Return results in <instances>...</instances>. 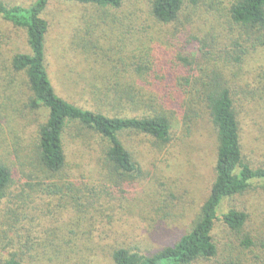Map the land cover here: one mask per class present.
Returning a JSON list of instances; mask_svg holds the SVG:
<instances>
[{
  "label": "trees",
  "instance_id": "obj_1",
  "mask_svg": "<svg viewBox=\"0 0 264 264\" xmlns=\"http://www.w3.org/2000/svg\"><path fill=\"white\" fill-rule=\"evenodd\" d=\"M128 1L133 0H31L24 6L0 0V19L25 31L28 46L0 67V92L5 95L0 119L13 113L27 121L12 152L0 154V206L5 212L0 222L16 232L5 234L12 240L0 264L35 262L34 238L26 235L23 241L17 223L36 197L59 196L77 214L96 213L112 224L115 210L95 204L111 202L116 191L141 175L137 159H144L145 150L130 147L128 140L137 138L143 147L149 143L162 152L174 148L178 129L190 135L201 120L216 135L214 178L193 227L153 254L115 247L110 264H197L234 249L237 259L226 256L225 264H264L258 254L264 240L246 231L250 216L237 204L255 181L264 182V166L256 167L252 160L256 140L248 137L264 119V0H141L135 2L142 13L147 10L142 18L117 16L114 12ZM59 5L85 12L71 20L51 19L50 11H58ZM166 29L181 34L182 46L160 57L157 48L172 42L161 35ZM57 31L59 45L52 48L50 39ZM117 33L124 47L135 39L130 55H122L123 46L107 48ZM71 58L82 67L93 65L92 79H83L75 90L78 102L62 92L57 77L61 66L53 65L56 60L63 65L65 77H83L79 68L74 71L63 62ZM5 106L11 113H5ZM5 139L0 137V145ZM11 156L24 180L16 176ZM93 170L98 182H85L84 173ZM224 204L228 208L221 212ZM220 227L235 238V247L222 239ZM53 241L51 247L56 246ZM56 251L44 259L68 264L64 251ZM105 262L91 253L79 264Z\"/></svg>",
  "mask_w": 264,
  "mask_h": 264
},
{
  "label": "rangeland",
  "instance_id": "obj_2",
  "mask_svg": "<svg viewBox=\"0 0 264 264\" xmlns=\"http://www.w3.org/2000/svg\"><path fill=\"white\" fill-rule=\"evenodd\" d=\"M9 5H24L27 6L31 0H6ZM141 0H133L127 2L124 6L116 10L114 13L117 16L126 14H137L142 18L147 11L144 8L142 13L136 8V5ZM145 5V4H144ZM141 8V6H140ZM54 14L51 19L71 20L75 15L78 16L85 12L84 8H77L68 5H59L58 11L54 8L50 11ZM71 34V30L69 29ZM111 41L112 46L119 49L123 46L118 36ZM161 35L172 38V42L167 43V40L162 44L163 49L157 48L160 57L175 53L181 48V34L174 33L170 29L161 32ZM59 32H54L50 39L52 48L59 45ZM123 37V36H122ZM121 37V38H122ZM131 47L123 46L124 56L130 55V48H135V39H132ZM130 43V40L127 44ZM168 49V50H166ZM166 50V51H162ZM0 67L5 65L11 56L16 52H27L28 46L26 43L25 31L11 27L7 22L0 19ZM117 51L111 52L112 56H117ZM120 55L118 54V57ZM174 58V57H173ZM172 58V59H173ZM79 60L73 58L70 62L63 61L66 66L73 65L75 71L85 73L83 77H79L77 73L70 74L65 77V70L57 60L54 62L56 69L61 66V70L57 73V77L62 86V92L69 93L73 98L80 101L76 91L82 84L83 79H92L90 64L82 67L77 63ZM76 63V64H75ZM80 66V67H79ZM2 69L0 68V71ZM5 73H1L3 76ZM69 74V73H68ZM18 81L27 91L26 85L22 84L23 76L18 75ZM76 90V91H75ZM24 91V90H23ZM19 92V89H18ZM5 95L0 92V104L5 103ZM72 98V99H73ZM5 113H11V110H6ZM35 116V115H34ZM32 116V118H34ZM264 118V117H263ZM31 120V118H28ZM259 121V120H258ZM263 121V122H262ZM262 127L253 128L248 132V137L255 139V152L252 160L255 166H264V119H262ZM27 123L19 115L11 113L9 118L0 119V137L6 138L4 145H0V154H9L12 152L11 145H14L15 137L21 132L23 126ZM137 138L128 140L129 146H134L135 149H143L144 159L138 158L141 168V175L138 178L127 183L124 187L116 191L115 198L111 202L102 199L100 203H96L95 207L99 209L103 207L110 208V212L115 210V222L108 224V220L99 219L96 213L77 214L76 209L72 204L65 200L60 202V197L48 198L40 195L34 199V203L24 207L21 213V220L17 225L20 229V237L26 241V235H31L34 238V251L31 253L35 258L33 264H53L46 261L53 257L57 249H61L66 254L64 260L68 264H79L88 254L98 255L102 260L105 259V264H110L109 255L115 247H131L135 250H141L145 254H153L160 251L167 245L173 244L176 240L187 233L193 227L197 216L200 213L203 202L207 198L210 186L213 181V163L215 154L216 135L213 127L207 123L198 121L195 130L190 135L184 133L181 129L175 134L173 142L174 148L164 149L159 152L152 144L144 146L138 142ZM9 146V147H8ZM5 150H9L6 151ZM15 164L14 168L17 171L16 176L24 178L20 175L22 172L16 165L15 156H11ZM94 162H91V165ZM90 165V166H91ZM92 167V166H91ZM90 167V168H91ZM100 170V166L96 167ZM89 172V171H88ZM84 173L87 176V181L90 184L98 182L97 171ZM91 179V177H93ZM91 179V180H90ZM99 180L101 181L100 177ZM264 182L255 181L253 188L242 199L237 201V204L243 205L250 216L247 232L252 233V237L264 240ZM70 198H68V202ZM227 204L222 206L221 212H225ZM5 215L4 209L0 206V217ZM79 215V216H77ZM114 219H112L113 221ZM0 222V261L4 251H8V244L12 238L6 239L5 234L12 236L16 233L14 230H8L9 227H2ZM221 237L229 243L234 242V247L237 242L232 235L227 234L223 228ZM12 233V234H11ZM73 242L67 244L68 241ZM227 238H229L227 240ZM55 242H54V241ZM50 241L55 243V247L49 245ZM66 241V244H65ZM45 243V245H44ZM39 244V245H38ZM41 245V247H39ZM60 245L62 247L60 248ZM227 249V248H226ZM258 254L262 255L264 262V248L258 250ZM226 256L237 259L238 251L232 250L224 256H219L213 262H198L197 264H225ZM40 260H39V258ZM248 258H251L248 255Z\"/></svg>",
  "mask_w": 264,
  "mask_h": 264
}]
</instances>
